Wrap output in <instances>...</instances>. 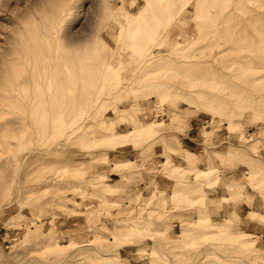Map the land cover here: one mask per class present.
<instances>
[{
    "label": "rangeland",
    "instance_id": "374dc122",
    "mask_svg": "<svg viewBox=\"0 0 264 264\" xmlns=\"http://www.w3.org/2000/svg\"><path fill=\"white\" fill-rule=\"evenodd\" d=\"M0 264H264V0H0Z\"/></svg>",
    "mask_w": 264,
    "mask_h": 264
},
{
    "label": "bare ground",
    "instance_id": "6f19581e",
    "mask_svg": "<svg viewBox=\"0 0 264 264\" xmlns=\"http://www.w3.org/2000/svg\"><path fill=\"white\" fill-rule=\"evenodd\" d=\"M67 42V41H66ZM39 45V44H38ZM35 47V46H34ZM36 47H37V45H36ZM31 52H33V54H31V55H33L34 56V58H35V64H34V66L32 67V70H30L31 71V73L29 74V73H26V69L24 70V72H23V75H22V73H20V78L23 76L24 78L26 77V80H24V84L23 85H25L26 83H27V81H35L34 83H35V85H36V89H35V92L34 93H36L37 92V95H36V104H35V106H33L32 107V111L34 110V109H37V111H38V106H40V104L42 105H44L45 104V106L49 103V94L51 93L52 94V92H53V90H54V84H55V82H54V84H53V81H54V77H56L57 75H58V73H57V70L59 69V67H58V69H56L55 70V68L53 69V70H55V73H54V71H53V75L54 74H57V75H55L54 77H52L53 78V81H52V78H51V72H50V69L49 68H51V67H49L48 68V66L47 65H49V63L46 61V58H45V55L43 54V52L41 51V49L39 48V50H35V48H31ZM40 52H42V54L40 53ZM24 56H26V55H24ZM29 58H32V57H30L29 56ZM43 59V61H41ZM27 60V59H26ZM30 60V59H29ZM52 60V59H51ZM32 61H34V59L32 60ZM46 62L48 63V64H46ZM50 62V61H49ZM33 64V63H32ZM54 65V64H53ZM67 65V64H66ZM66 65H64L65 67H66ZM50 66V65H49ZM56 65H54L53 67H55ZM64 66H60V67H64ZM68 66V65H67ZM95 66V65H94ZM97 66V65H96ZM25 67V66H24ZM52 67V68H53ZM19 68V67H18ZM34 68V69H33ZM51 68V69H52ZM80 68L81 69H83L81 66H80ZM79 68V69H80ZM95 67H93V69H94ZM68 69V68H67ZM67 69H65V70H67ZM62 70V69H61ZM18 71V70H17ZM59 71V70H58ZM69 71V70H68ZM70 71H71V69H70ZM97 71V70H96ZM20 72V71H19ZM63 72V71H62ZM66 72V71H65ZM74 72V71H73ZM75 72H76V70H75ZM81 72H83V73H85V71H81ZM68 73V72H67ZM71 72H69L68 73V75L70 74ZM26 74H29L28 76H25ZM63 75V74H62ZM61 75V76H62ZM73 75V74H72ZM71 75V76H72ZM75 75V74H74ZM80 76L81 75H83V74H79ZM59 76V75H58ZM57 76V77H58ZM65 76H67V75H65ZM70 76V75H69ZM68 77V76H67ZM73 77V76H72ZM72 77H70L71 79H72ZM82 78H85V79H79V80H84L85 82L87 81L86 79V77H84V76H81ZM80 77V78H81ZM16 78V77H15ZM14 78V79H15ZM59 78H61V77H58V79ZM70 78H68V80L70 79ZM76 78V77H75ZM58 79H56L55 81H57V83L58 82H60L61 83V81L60 80H58ZM62 79V78H61ZM63 79H65V78H63ZM22 80V82H23V79H21ZM20 81V80H19ZM67 81V80H66ZM65 81V82H66ZM73 81H75V80H73ZM72 81V82H73ZM78 81V80H77ZM64 82V81H63ZM64 82V83H65ZM69 82V81H68ZM72 82H70V83H72ZM60 83H58V84H60ZM63 83V84H64ZM69 83V84H70ZM80 83V82H79ZM22 84V83H21ZM29 84H30V82L28 83V85L27 86H25V87H27L28 88V86H29ZM32 84V83H31ZM68 84V85H69ZM82 84V83H81ZM86 84V83H85ZM129 84V83H128ZM12 85V84H11ZM34 85V86H35ZM60 85H62V83L60 84ZM75 85V84H74ZM87 85H88V82H87ZM57 86V85H56ZM64 86V85H63ZM62 86V87H63ZM70 86V85H69ZM76 87L78 86V85H75ZM84 86V85H83ZM14 87H15V85H14ZM32 87V86H31ZM58 87V86H57ZM65 88H66V86H64ZM85 87V86H84ZM16 88V87H15ZM21 88H22V86H21ZM12 89V88H11ZM29 89H30V86H29ZM63 89V88H62ZM69 89H71V87L69 88ZM27 91H28V93L27 94H29V92L31 91H29L28 89H26ZM67 90V89H66ZM90 90V89H89ZM95 90V89H94ZM23 91H24V87H23ZM73 91V90H72ZM88 91V90H87ZM17 92V91H16ZM26 92V91H25ZM25 92H23V93H25ZM59 92V91H58ZM64 92V91H63ZM81 92H82V90H81ZM89 92V91H88ZM95 92V91H94ZM97 92V91H96ZM109 92V91H108ZM70 93H72V92H70ZM93 93V92H92ZM50 94V95H51ZM54 94H55V92H54ZM78 94H81V93H78ZM89 94V93H88ZM91 94V93H90ZM94 94V93H93ZM23 95H26V94H23ZM59 95V94H58ZM60 95H61V93H60ZM69 95V94H68ZM74 95V94H73ZM87 95V94H86ZM85 95V96H86ZM21 96V95H20ZM30 97H32L31 95H29ZM55 96V95H54ZM57 96V95H56ZM62 96V95H61ZM70 96H72V95H70ZM89 96V95H88ZM91 96V95H90ZM35 97V96H34ZM53 97V96H52ZM58 97V96H57ZM60 97V96H59ZM59 97L57 98V99H59ZM83 97V96H82ZM93 97V96H92ZM33 98V97H32ZM55 97H53V99L52 100H55L54 99ZM65 98V97H64ZM70 98V97H69ZM51 99V98H50ZM68 99V98H67ZM66 99V100H67ZM78 99V98H77ZM83 99H84V97H83ZM92 100V99H91ZM90 100V101H91ZM31 101V100H30ZM58 101V100H57ZM56 101V102H57ZM61 102H62V100H60ZM59 101V102H60ZM78 101V100H77ZM89 101V102H90ZM55 102V101H54ZM58 102V103H59ZM65 102H67V101H65ZM73 102V101H72ZM11 103V102H10ZM9 103V104H10ZM63 103V102H62ZM73 103H75V102H73ZM13 104V103H12ZM30 104V103H29ZM65 104V103H64ZM63 104V105H64ZM69 104V103H68ZM16 105V104H15ZM55 105V104H54ZM96 105V104H95ZM18 106V105H17ZM40 107H43V106H40ZM50 107H51V105H50ZM58 107H59V104H58ZM60 107H62V106H60ZM67 107H68V105H67ZM19 108V107H18ZM44 108V107H43ZM54 109V108H53ZM65 109V108H64ZM64 109H63V112H64ZM55 110V109H54ZM62 110V109H61ZM66 110V109H65ZM68 110V109H67ZM66 110V111H67ZM29 111H31V110H29ZM28 111V112H29ZM40 111H41V109H40ZM56 111V110H55ZM36 112V110H34L32 113H35ZM39 112V111H38ZM42 113V112H41ZM44 113H45V121H43V122H45V126L44 127H42V128H40V129H38L37 128V130L35 129V127H37V126H39V123H38V125H36L35 126V124H34V128L33 129H35L34 131H36L37 133H42L43 135H41V136H44V134H48L49 133V136H50V134L52 133L51 132V128H53V127H51V119L54 117H52V114L54 113V111H53V113L51 114V111H50V109L47 107V109L44 111ZM56 113H57V111H56ZM55 113V114H56ZM67 113H69L68 111H67ZM26 114H28V113H26ZM42 115V114H41ZM43 116V115H42ZM56 116H57V114H56ZM55 116V117H56ZM36 117V118H38V113L37 114H35V116H34V114L33 115H31V118H32V121H33V119ZM52 117V118H51ZM26 118V117H25ZM39 118H41V117H39ZM55 119V118H54ZM24 121V120H23ZM30 121H31V119H30ZM28 122V121H27ZM38 122V121H37ZM39 122H40V120H39ZM55 122V121H54ZM32 123H34V122H32ZM68 123V122H67ZM24 124V123H23ZM22 125V124H21ZM26 124H24L23 126H25ZM53 125V124H52ZM42 126H43V123H42ZM27 127V126H26ZM26 127H23V129L24 128H26ZM22 127H20V129H21ZM31 128H32V126H31ZM22 129V130H23ZM29 129H30V127H29ZM28 130V129H27ZM26 129H25V131L26 132H28ZM30 131H32L31 129H30ZM30 134V133H29ZM33 134H36V133H33ZM33 134H32V136H33ZM22 135V134H21ZM28 135V134H27ZM24 136V135H23ZM38 135H36V137H37ZM39 136H40V134H39ZM38 136V137H39ZM30 137H31V135H30ZM34 138H35V135H34ZM45 138H46V136H45ZM44 138V139H45ZM48 138H46V140H47ZM53 139V138H52ZM36 140V138L34 139V141ZM39 140L41 141L42 140V138L40 139L39 138ZM46 140L44 141L43 140V142H45L46 143ZM51 140V139H50ZM37 141V140H36ZM40 141H39V143H40ZM43 142H41V143H43ZM48 142V141H47ZM36 143H38V142H36ZM31 144H32V142H31ZM49 144V143H48ZM47 144V145H48ZM35 145V144H34ZM51 145V144H50ZM36 147H35V150L34 151H36L37 149H38V147L37 146H39L38 144H36L35 145ZM43 146V145H42ZM46 147V146H45ZM44 147V148H45ZM49 147V146H48ZM47 147V148H48ZM32 148H34V147H32ZM42 148V147H41ZM29 149H31V148H29ZM40 149V148H39ZM50 149H52V147L50 148ZM32 150V151H33ZM50 150L48 149V152H49ZM45 152H46V150H45ZM45 152H44V154H45ZM50 152H52V151H50ZM40 154V153H39ZM47 154H49V153H47ZM47 154H45V155H47ZM52 155V154H51ZM51 155H49V156H51ZM40 156V155H39ZM35 157V156H34ZM37 157V156H36ZM48 157V156H47ZM27 159V158H26ZM52 160V159H51ZM51 162V161H50ZM52 163V162H51ZM32 164V163H31ZM30 164V165H31ZM49 164V163H48Z\"/></svg>",
    "mask_w": 264,
    "mask_h": 264
},
{
    "label": "crops",
    "instance_id": "0c3cea01",
    "mask_svg": "<svg viewBox=\"0 0 264 264\" xmlns=\"http://www.w3.org/2000/svg\"><path fill=\"white\" fill-rule=\"evenodd\" d=\"M194 128L193 127H191V128H189V130L187 131V134L185 135V136H183V138H182V143H181V145L180 146H177V149H180V150H183V151H189V148H190V146L188 145V144H191V143H197V141L196 140H198V138H196V137H192L191 135H190V133H192V130H193ZM165 180H160L159 182H157V185L159 186V188H158V191L159 192H164V188H163V186H164V184H166L165 182H164ZM164 182V183H163ZM135 185V184H134ZM144 184H139L138 186L136 185L135 187L138 189V188H140V191H138V193H144V192H146L147 190H153L154 191V185H150L149 183H148V181L146 182V184L143 186ZM153 186V187H152ZM162 186V187H161ZM132 187H134L133 185H132ZM156 187V186H155ZM161 187V188H160Z\"/></svg>",
    "mask_w": 264,
    "mask_h": 264
}]
</instances>
